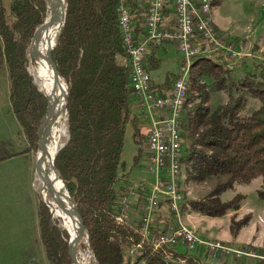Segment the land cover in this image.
I'll list each match as a JSON object with an SVG mask.
<instances>
[{
	"label": "trees",
	"instance_id": "1",
	"mask_svg": "<svg viewBox=\"0 0 264 264\" xmlns=\"http://www.w3.org/2000/svg\"><path fill=\"white\" fill-rule=\"evenodd\" d=\"M221 1L213 0L212 4ZM118 2L66 0L65 20L52 49L69 96L67 138L58 146L54 163L84 220L92 264H219L204 261L198 250L179 252L174 246L155 249L147 240L141 254L129 252L133 242L142 237L137 227L125 219L118 221L117 216L123 207L121 199L131 186L132 170L149 153L141 133L145 119L134 108L138 96L131 85L130 67L121 59L127 56V50L118 24ZM46 10V0H12L8 6L0 0V57L9 78L8 112L16 117L35 151L36 127L46 113L47 103L27 66L28 46ZM138 12L133 4L137 30L143 20ZM158 47L153 45L149 50L147 69L151 73L163 63L156 54ZM177 77L178 71H168L161 82H154V87L169 89ZM203 78L213 80L207 83ZM188 83L180 122L185 180L229 174V186L232 181L248 182L261 176L264 186V61H243L236 70H230L219 55L196 54ZM218 89L227 91L228 99L212 107L210 90ZM249 96L256 97L260 104L246 113ZM129 125L137 150L131 168L126 170L122 155ZM201 125L207 127L199 129ZM13 154L0 155V160ZM164 204L169 206L166 197L157 209L158 220H165L163 227L159 224L160 229L154 228L159 231L178 225L177 220L169 225ZM189 204L208 215H221L229 207L218 193L190 200ZM39 227L48 264H73L69 233L57 225L43 202ZM31 264L42 263L33 260ZM241 264H264V259Z\"/></svg>",
	"mask_w": 264,
	"mask_h": 264
},
{
	"label": "rangeland",
	"instance_id": "2",
	"mask_svg": "<svg viewBox=\"0 0 264 264\" xmlns=\"http://www.w3.org/2000/svg\"><path fill=\"white\" fill-rule=\"evenodd\" d=\"M2 1L5 6H8L12 0ZM263 4L264 0H222L213 4L211 11L213 23L226 39L236 45L241 55L239 64L236 67L234 65L233 68L228 66L229 61L226 58L221 57L230 70H236L243 61H264ZM179 53L176 47L169 46L165 56L171 62H164L158 73L163 75L170 67L174 69L173 66L179 60ZM210 56L214 57L218 54L212 52ZM29 62L28 51V68ZM189 75L190 73L188 77ZM212 80V78L202 79L207 83ZM9 93L7 69L0 57V155L21 151L16 154L18 157L13 160L16 164L7 168L0 164V264H31L33 260L48 264L39 232L41 203L43 202L49 208L51 217L56 219L55 222L58 226L62 227V222L60 217H54L41 195L42 183L36 172L38 139L35 151L16 117L8 112ZM227 99L228 92L224 89L210 90L209 104L212 107L224 104ZM259 104L256 97L249 96L244 112L253 111ZM138 111L142 118L145 119L148 116L144 108ZM66 119L61 123L63 131L58 146L67 138ZM199 127V129H203L207 126ZM132 132L133 128L129 125L122 155L126 170L131 168L137 150ZM148 165L149 160L145 155L137 168L132 170V183L143 178L149 191L155 181V176L147 169ZM182 171L180 188L183 201L179 204L181 223L189 227L199 239L219 240L230 247L231 252L214 254L201 246L188 248L183 243L172 248L179 252L187 251L189 253L198 250L204 261H213L219 264H241L253 261L255 258L264 259V186L262 177L258 176L248 182L232 181L228 186L229 174H219L206 180L195 181L185 180V173ZM217 193L219 199L229 205L221 215L203 214L193 209L189 204L190 200H202L209 194L216 196ZM163 206L165 218L170 220L169 225H174V221L179 219V216H175L167 204ZM137 218H139V213L135 214L129 211L125 220L139 229ZM156 222L158 223L155 228H159V224H162V227L165 224V220L161 221L162 223L159 220ZM158 231H154V233ZM78 254L83 263L92 264L93 255L89 249L87 234L78 246Z\"/></svg>",
	"mask_w": 264,
	"mask_h": 264
},
{
	"label": "built area",
	"instance_id": "3",
	"mask_svg": "<svg viewBox=\"0 0 264 264\" xmlns=\"http://www.w3.org/2000/svg\"><path fill=\"white\" fill-rule=\"evenodd\" d=\"M208 0H119L117 5L118 24L123 33L127 56L122 62L130 67L131 85L140 103L153 115L148 127L141 130L145 136L149 165L155 181L148 191L145 180L131 184L128 193L121 199L122 211L118 221L129 215V197L144 193L139 218L141 240L133 242L131 254H141L145 240L153 248L176 246L183 243L188 248L201 246L216 253L231 252L230 247L219 240H202L177 218L178 225L168 230L153 232L156 211L162 198L169 200V207L177 216L178 205L183 201L180 188L181 178L176 173V163H182V98L186 92V63L189 57L203 50H211L233 63L239 64L240 53L232 41L226 39L208 19ZM136 5L142 16L141 29H136L132 6ZM264 5V4H263ZM264 8V6H263ZM175 43L181 56L178 77L169 89L154 87L152 73L147 69L150 47ZM140 264H145L141 261Z\"/></svg>",
	"mask_w": 264,
	"mask_h": 264
},
{
	"label": "bare ground",
	"instance_id": "4",
	"mask_svg": "<svg viewBox=\"0 0 264 264\" xmlns=\"http://www.w3.org/2000/svg\"><path fill=\"white\" fill-rule=\"evenodd\" d=\"M212 1L213 0H208V2L206 3V10L208 13V19L213 25H215L213 23L211 16V11L213 7ZM60 11H61V6L57 5L55 14H60ZM62 22H63L62 16L58 15L57 20L46 31L38 34L33 44L34 53L30 55V62H29L30 72L34 76V79L39 85V87L43 91L47 90L48 93H50L53 88L54 77L52 74L50 63L43 56L38 55L37 52L40 51L44 55L50 52V49L54 44L56 35L62 26ZM212 52L214 51L203 50L202 52H199L197 54H204L210 56ZM193 56L194 55L189 57V60L186 63V92H188L189 89L188 74L190 73ZM228 66L230 68H233L234 64L229 61ZM66 90H67L66 84L62 80V85L58 86L55 95L51 98L52 117L45 123V125L41 130L42 135L48 138L49 150L51 155H53L56 149L58 148L59 140L63 131L61 123L66 118V113L63 110ZM186 98H187V93H184L182 98V109H184ZM182 114H183V110H182ZM181 171H182V163H176V173H178V178H180L181 176ZM39 177L42 183L41 195L43 199L50 207L54 217L57 216L61 218L62 227H64L67 231H70L72 233L71 242L73 243L78 233L79 223L76 217H74L72 214H68L64 212L53 199V189H52L51 179L56 178L57 179L56 189L61 194V198L63 202L69 208L73 207L72 202L68 197V192L64 187V183L61 179L57 177L56 171L51 167V159L48 156H46L45 160L42 162L41 175H39ZM179 210L180 209L178 205L177 215L179 216V220H180L181 218H180Z\"/></svg>",
	"mask_w": 264,
	"mask_h": 264
},
{
	"label": "water",
	"instance_id": "5",
	"mask_svg": "<svg viewBox=\"0 0 264 264\" xmlns=\"http://www.w3.org/2000/svg\"><path fill=\"white\" fill-rule=\"evenodd\" d=\"M46 3H47L46 16L44 18L43 23H41L36 28L32 38H31V41H30V44L28 47L29 55H32V53H34L33 44H34L35 39L38 36V34L46 31L57 20L58 15L62 16V18H63L62 24L64 23V20H65L66 0H46ZM57 5L61 6L60 14H55V10H56ZM52 49H53V46L50 49V52L46 55L42 54V52H40V51L37 52L38 55L43 56L50 63L52 74L54 77V85H53V88H52L50 93H48L47 90L43 91L44 95L46 97L47 110H46V113L44 114V116L42 117V119L40 120L38 126L36 127V137L38 139L36 172L38 175H41L42 162L45 160L46 156H48L51 159V167L56 171L57 177L59 179H61L58 171L56 170L55 163H54V158H55V155H56L58 148L56 149L55 153L53 155H51L50 150H49L48 138L46 136L42 135V133H41V130H42L43 126L45 125V123L52 117L51 98L55 95L58 86L62 85V80H63V78L59 74L58 67L52 58ZM65 84H66V82H65ZM66 88H67V84H66ZM68 101H69V96H68V89H67L66 93H65V103H64V108H63L65 113L67 112ZM56 180H57L56 178L51 179L54 201L58 204V206L64 212H66L68 214H72L74 217H76V219L78 220V223H79L78 224V233H77V235L75 237V241L73 243L71 242L72 233L70 231H68V233H69L68 241H69L70 257L73 261V264H85L80 260L79 254H78V246H79L80 242L82 241L83 237L87 234V229H86V226L84 224V220L82 218L81 213L78 211L76 202L70 196L69 193H68V197H69L70 201L72 202L73 207L69 208L68 206L65 205V203L63 202V200L61 198V194L56 189ZM87 237H88V234H87Z\"/></svg>",
	"mask_w": 264,
	"mask_h": 264
},
{
	"label": "crops",
	"instance_id": "6",
	"mask_svg": "<svg viewBox=\"0 0 264 264\" xmlns=\"http://www.w3.org/2000/svg\"><path fill=\"white\" fill-rule=\"evenodd\" d=\"M169 46H174V47H176L177 48V46L175 45V43H165V44H163L162 46H160V47H158L157 49H156V54L158 55V56H160V57H162L163 58V63L164 62H171L166 56H165V54H166V52L168 51V47ZM162 51V52H161ZM177 52H179L178 51V49H177ZM178 58H179V60H178V62H177V64L175 65V66H173L174 67V69H176V71H179V67H180V64H181V56H180V53H179V55H178ZM177 58V59H178ZM165 59V60H164ZM168 59V60H167ZM163 63H162V65H163ZM147 65H148V60H147ZM162 65H161V67H162ZM161 67H159L158 68V70L157 71H152V76H153V81L155 82V83H159V82H161L164 78H165V75L167 74V72L168 71H175L174 69H172V67H170L169 69H167V71L162 75V74H159L158 72H159V69H161ZM134 108L138 111V110H140L141 108H144L145 109V111H147V114H148V116L147 117H145V120H144V125H143V127H142V129H145L146 127H148L149 125H150V123H151V117L152 116H156V117H158L159 116V113L158 112H155L153 115L150 113V111L149 110H147L144 106H142L141 105V103H140V100H139V98H135V100H134ZM139 112V111H138ZM21 151H15V152H11V153H16V154H18V153H20ZM16 154H13V155H11V156H8V157H6V158H4V159H2V160H0V164H1V166L2 167H9L10 165L12 166V165H14V164H16L15 162H13V160H14V158H16V157H18V156H16ZM148 157V156H147ZM132 174H133V172H131V176L129 177V184H132ZM140 180H145V179H140ZM143 194L144 193H140V194H138V195H131L130 197H129V204H130V208H129V210L131 211V212H134L135 214L137 213H139V218L142 216V209H141V206H142V203H143V199H144V196H143ZM160 212V211H159ZM159 212H158V210L156 211V215H157V221H158V216H159ZM139 218H137L138 220H139ZM161 219L159 218V221H160ZM157 223L158 222H156L154 225H153V227H152V229H153V232L154 231H158V229H154L155 228V226L157 225ZM160 226H162V224H160Z\"/></svg>",
	"mask_w": 264,
	"mask_h": 264
}]
</instances>
